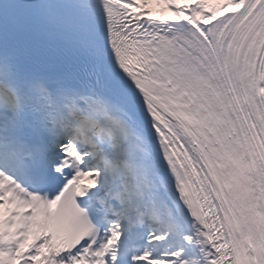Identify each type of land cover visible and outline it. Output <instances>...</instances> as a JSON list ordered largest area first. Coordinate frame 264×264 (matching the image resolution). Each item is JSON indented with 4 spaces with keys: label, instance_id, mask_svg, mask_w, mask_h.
<instances>
[{
    "label": "snow or ice",
    "instance_id": "1",
    "mask_svg": "<svg viewBox=\"0 0 264 264\" xmlns=\"http://www.w3.org/2000/svg\"><path fill=\"white\" fill-rule=\"evenodd\" d=\"M0 264H264V0H0Z\"/></svg>",
    "mask_w": 264,
    "mask_h": 264
}]
</instances>
